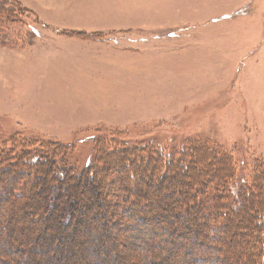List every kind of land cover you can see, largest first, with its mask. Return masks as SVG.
I'll list each match as a JSON object with an SVG mask.
<instances>
[{"label": "rangeland", "instance_id": "obj_1", "mask_svg": "<svg viewBox=\"0 0 264 264\" xmlns=\"http://www.w3.org/2000/svg\"><path fill=\"white\" fill-rule=\"evenodd\" d=\"M15 143L38 152L56 150L69 167L80 170L112 167L116 178L126 164L138 172L142 168L129 153L181 162L192 149L202 155L207 151L228 161L236 190L247 187L259 194L264 0H0V150ZM78 193L86 201L79 219L65 225V241L99 245L105 234L84 225L91 218L84 207L92 210L98 202L92 198L89 205L87 189ZM111 195L109 218L124 217L116 199L121 195ZM149 215L147 210L148 221ZM120 219L111 221L112 228ZM162 220L154 227L174 221ZM26 222L9 228V234L24 237L26 229L20 226ZM129 226L138 244H149L155 235L147 227ZM117 229L119 237L109 235L105 246L119 240L127 250L135 241ZM25 240L28 249L37 244V238L29 244ZM57 247L48 245L49 255L57 256ZM148 249L157 259L161 251ZM181 249L167 252L160 264H178ZM94 256L90 250L67 252V263L94 264ZM101 264L118 263L104 259Z\"/></svg>", "mask_w": 264, "mask_h": 264}, {"label": "trees", "instance_id": "obj_2", "mask_svg": "<svg viewBox=\"0 0 264 264\" xmlns=\"http://www.w3.org/2000/svg\"><path fill=\"white\" fill-rule=\"evenodd\" d=\"M18 145L0 150V264H68L67 252L88 253L89 250L95 255L91 259L94 264H101L104 259L118 264H160L167 260V252L177 251L178 246L182 248L178 264H188L190 258L193 262L189 264H264V174L256 195L247 187L236 190L232 183L235 177L228 172V161L207 151L202 155L192 149L181 162L163 156L156 162L128 152L130 158L140 160L137 163L142 164V168L138 172L139 169L130 166L134 169L131 172L126 164L116 178L111 173L112 167L93 171L92 165L80 170L78 166L69 167L64 155L56 150L44 153ZM187 157L192 162L188 165ZM171 178L174 180L170 181ZM110 179L114 189L112 184H106ZM214 182H218L217 187L213 186ZM80 189L90 191L89 205L92 198L98 202L97 208L92 210L84 207V212L91 216L84 225L94 233L100 231L98 235L105 234L99 245L93 241L94 245L89 246L90 241L81 238L72 246L65 241V225L71 218L79 219L81 202L86 201L78 193ZM218 190L223 196L216 194ZM111 192L121 195L116 199L126 211L124 217L115 218L122 221L113 228L111 221L115 219L108 216L113 207L110 200L115 196ZM132 194L135 201H131ZM142 208L152 215H149L150 221L144 218L147 210ZM166 216L173 218V223L154 227L153 223L163 221ZM135 218L138 220L133 221ZM22 221H27L20 226L26 229L24 237L18 235L21 232L10 235L9 231L18 228ZM130 223L139 231L143 226L155 234L149 244L136 243L138 237L133 234ZM53 227L54 233L47 234ZM119 227L135 241L129 244V250L121 248L119 240L105 246L111 240L109 235L119 237L115 234ZM162 232L167 236L161 235ZM47 235L52 239L45 238ZM25 238H29L25 244L36 238L37 244L31 243L32 248L28 249L23 245ZM57 243L60 246L56 248L57 256L49 255L47 246L54 247ZM148 245L161 251L157 259L150 255Z\"/></svg>", "mask_w": 264, "mask_h": 264}, {"label": "crops", "instance_id": "obj_3", "mask_svg": "<svg viewBox=\"0 0 264 264\" xmlns=\"http://www.w3.org/2000/svg\"><path fill=\"white\" fill-rule=\"evenodd\" d=\"M30 8V7H29Z\"/></svg>", "mask_w": 264, "mask_h": 264}]
</instances>
